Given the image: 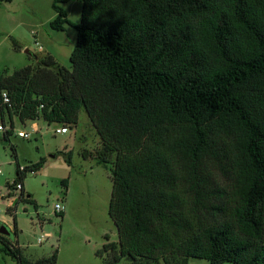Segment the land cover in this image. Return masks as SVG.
Listing matches in <instances>:
<instances>
[{"label":"trees","instance_id":"obj_1","mask_svg":"<svg viewBox=\"0 0 264 264\" xmlns=\"http://www.w3.org/2000/svg\"><path fill=\"white\" fill-rule=\"evenodd\" d=\"M52 1L50 28L77 30L71 66L46 56L0 74V93L22 124L73 128L85 110L99 164L115 156L105 264H264V0H81L78 23L71 0ZM19 202L38 206L25 190ZM0 244L17 264L58 263V249L35 261Z\"/></svg>","mask_w":264,"mask_h":264},{"label":"rangeland","instance_id":"obj_2","mask_svg":"<svg viewBox=\"0 0 264 264\" xmlns=\"http://www.w3.org/2000/svg\"><path fill=\"white\" fill-rule=\"evenodd\" d=\"M72 3L63 7L78 23L82 2ZM55 17L52 0L0 3V74L12 75L29 65L37 68L46 56H52L59 66H71L77 30L70 26L64 32L52 30L50 22ZM28 122L23 125L15 120L10 142L0 133V222L10 230L9 240L18 243L30 260L49 257L58 249L57 264H105V244H119L109 215L115 156L110 157L109 165L99 164V158L104 157L102 141L85 110H81L77 126L66 134H55L61 125ZM19 131L30 133V138H20ZM41 159L46 160L43 168L27 173L24 180L25 194L33 197L36 208L19 202L20 192L9 185L17 178L18 166L24 168ZM66 179L67 190L62 184ZM58 204L65 207L64 212L56 211ZM0 264L17 263L0 251ZM119 264L131 262L123 259ZM190 264L210 263L192 259Z\"/></svg>","mask_w":264,"mask_h":264},{"label":"built area","instance_id":"obj_3","mask_svg":"<svg viewBox=\"0 0 264 264\" xmlns=\"http://www.w3.org/2000/svg\"><path fill=\"white\" fill-rule=\"evenodd\" d=\"M10 103H11V99L9 97L8 92L7 91H2L0 93V133H3V134H6L8 131L12 130V123H14V132H15V120L19 121L18 117H16V116L12 120L9 117L6 105H8ZM29 122H36V121H29ZM23 125H25V124H23ZM69 129L70 128H68L66 126H62L60 128H56L55 129V134H66V133L69 132ZM35 130H36V127H35ZM18 136L20 138H23V139H29L30 138V133H26L24 131H19L18 132ZM24 168L22 167L21 170L23 171ZM32 174H34V173H32ZM15 186H16V188H15L14 192H17V191L21 192V191L24 190V183L23 182H19ZM56 211L58 213L64 212L65 211V207L58 204V205H56ZM39 243H42V239L41 238L39 239Z\"/></svg>","mask_w":264,"mask_h":264},{"label":"water","instance_id":"obj_4","mask_svg":"<svg viewBox=\"0 0 264 264\" xmlns=\"http://www.w3.org/2000/svg\"><path fill=\"white\" fill-rule=\"evenodd\" d=\"M0 234L5 236H10L11 232L8 227L0 222Z\"/></svg>","mask_w":264,"mask_h":264},{"label":"crops","instance_id":"obj_5","mask_svg":"<svg viewBox=\"0 0 264 264\" xmlns=\"http://www.w3.org/2000/svg\"><path fill=\"white\" fill-rule=\"evenodd\" d=\"M71 2H73V3H72V5H73V4L76 2V0H71ZM79 2H81V1L79 0ZM68 4H70V2H69ZM66 5H67V4H66ZM72 5H71V6H72ZM67 13H68V16H69V18H70V14H69L68 11H67ZM70 20H71V19H70ZM71 21H72V20H71ZM75 23H76V22H75Z\"/></svg>","mask_w":264,"mask_h":264}]
</instances>
